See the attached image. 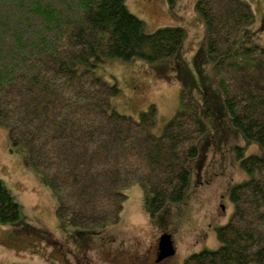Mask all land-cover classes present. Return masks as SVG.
<instances>
[{"label": "trees", "instance_id": "1", "mask_svg": "<svg viewBox=\"0 0 264 264\" xmlns=\"http://www.w3.org/2000/svg\"><path fill=\"white\" fill-rule=\"evenodd\" d=\"M194 8L231 123L262 154L240 160L247 179L230 189L233 213L216 229L218 248L192 253L183 264H264V71L243 61L264 58V46L239 44L255 18L248 2L196 0ZM184 38L180 25L145 32L125 0H0V125L12 145L27 149L62 220L105 231L119 222L120 188L134 181L149 189L152 214L185 198L188 161L205 131L197 102L181 95L156 136L154 105L138 119L113 110L119 89L94 71L106 59H174ZM19 213L0 182V223L16 222Z\"/></svg>", "mask_w": 264, "mask_h": 264}, {"label": "rangeland", "instance_id": "2", "mask_svg": "<svg viewBox=\"0 0 264 264\" xmlns=\"http://www.w3.org/2000/svg\"><path fill=\"white\" fill-rule=\"evenodd\" d=\"M254 11V22L242 28L239 44L264 46V0H244ZM196 0H125L147 33L164 25H180L185 38L174 59L149 63L106 59L94 68L119 93L111 108L138 119L155 107L152 132L163 133L177 113L181 95L198 104L205 131L197 140L198 153L188 161L185 198L149 210L150 191L134 181L120 188L124 194L119 222L101 233L74 226L57 215V201L47 180L33 170L27 149L12 145L0 125V182L19 205V219L0 223V264H183L203 248L217 249L216 229L233 213L230 189L246 181L241 158L262 154L260 145L231 123L205 51L204 26L195 11ZM264 71V58H243ZM240 149L241 154H238ZM93 233V234H92ZM171 236L175 252L160 263L158 238Z\"/></svg>", "mask_w": 264, "mask_h": 264}, {"label": "water", "instance_id": "3", "mask_svg": "<svg viewBox=\"0 0 264 264\" xmlns=\"http://www.w3.org/2000/svg\"><path fill=\"white\" fill-rule=\"evenodd\" d=\"M157 257L156 261H161L169 256H172L175 252L171 236L169 234H161L157 243Z\"/></svg>", "mask_w": 264, "mask_h": 264}, {"label": "flooded vegetation", "instance_id": "4", "mask_svg": "<svg viewBox=\"0 0 264 264\" xmlns=\"http://www.w3.org/2000/svg\"><path fill=\"white\" fill-rule=\"evenodd\" d=\"M157 251H158V250H157ZM156 257H157V252H156ZM156 257H155V258H153V262L155 261V263H158V262L160 263L161 261H163V260H165V259L169 258V257H167V258H165V259H163V260H161V261H158V262H157V261H156Z\"/></svg>", "mask_w": 264, "mask_h": 264}]
</instances>
